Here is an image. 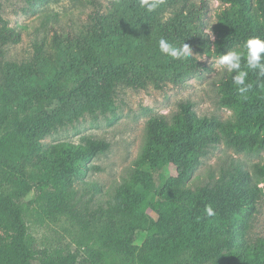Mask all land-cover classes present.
<instances>
[{"label":"trees","instance_id":"16d2710c","mask_svg":"<svg viewBox=\"0 0 264 264\" xmlns=\"http://www.w3.org/2000/svg\"><path fill=\"white\" fill-rule=\"evenodd\" d=\"M59 1L24 0L28 10ZM219 1L212 38L207 0H157L152 11L141 0H84L76 30L58 29V14L47 12L49 35L20 61L7 52L28 26L0 13V264H264V236L248 237L264 194V158L252 170L224 159L205 184L189 182L221 142L236 152L264 151V77L256 72L249 71L246 99L234 74L218 82L219 104L233 119L200 116L190 100L169 116H151L127 176L103 204H95V183L82 191L78 184L110 142L43 141L85 115L112 111L119 87L182 84L205 66L197 56L244 51L249 37L264 38V0ZM161 39L188 43L193 55L167 56ZM31 204L47 219L79 226L85 242L75 250L40 248L26 222Z\"/></svg>","mask_w":264,"mask_h":264},{"label":"rangeland","instance_id":"374dc122","mask_svg":"<svg viewBox=\"0 0 264 264\" xmlns=\"http://www.w3.org/2000/svg\"><path fill=\"white\" fill-rule=\"evenodd\" d=\"M207 2L209 11L206 17V30L214 38L212 28L215 22V10L220 1L207 0ZM85 5L84 0H60L59 2L39 4L28 10L24 0H0V13L12 24L24 23L28 26V30L22 35L21 42L9 46L8 58L18 61L27 59L32 54V42L49 35V28L53 21H44L47 12L58 14V29L76 30L80 22L85 20ZM197 57L205 66L200 72L183 81L182 84L174 85L171 82H166L157 86L149 83L141 89L119 87L112 111L104 115L99 114L95 118L85 115L74 124L59 128L43 139L45 143L61 140L81 143L86 138H99L110 142L108 151L91 160L90 164L93 168L84 177L87 183L78 184L80 191L83 186H89V182L95 183L100 188L94 197L95 204H103L109 198L114 187L127 176L131 163L143 143L146 121L151 116L155 114L169 116L178 109L180 102L190 100L195 112L200 116L233 119L232 111L222 107L218 101V82L226 73L217 64L218 56L202 55ZM231 158L241 159L244 166L252 170L254 163L263 161L264 151L258 154L236 152L221 142L202 158L189 180L190 185L195 187L205 184L210 176L216 173L221 162ZM33 197L34 193L31 192L28 194L27 200ZM29 207L26 214L28 230L40 248L75 250L81 241L85 242L79 226L65 218L47 219L36 204H31ZM149 213L156 217L155 211L151 210ZM263 236L264 194L258 202L257 212L254 215L248 237L253 240ZM143 238L144 235H140L138 242L140 243ZM80 252H84V248L81 247Z\"/></svg>","mask_w":264,"mask_h":264},{"label":"clouds","instance_id":"9594fccd","mask_svg":"<svg viewBox=\"0 0 264 264\" xmlns=\"http://www.w3.org/2000/svg\"><path fill=\"white\" fill-rule=\"evenodd\" d=\"M141 6L152 11L157 7V0H141ZM161 53L174 59H183L193 55L192 48L188 43L175 47L168 41H159ZM244 51L231 49L224 52L217 59L218 66L232 75V81L242 98H247L251 85L247 83L249 71L256 72L259 77H264V38L252 36L246 39L243 44ZM242 60L246 62V70L242 69ZM207 215H214L211 207L206 209Z\"/></svg>","mask_w":264,"mask_h":264}]
</instances>
